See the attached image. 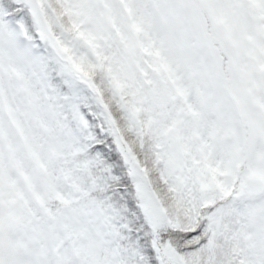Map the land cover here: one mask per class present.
<instances>
[{
    "label": "snow or ice",
    "instance_id": "1",
    "mask_svg": "<svg viewBox=\"0 0 264 264\" xmlns=\"http://www.w3.org/2000/svg\"><path fill=\"white\" fill-rule=\"evenodd\" d=\"M0 264H264V0H0Z\"/></svg>",
    "mask_w": 264,
    "mask_h": 264
}]
</instances>
